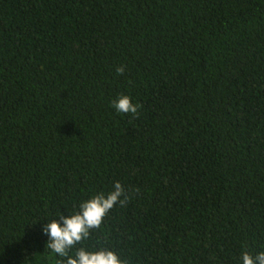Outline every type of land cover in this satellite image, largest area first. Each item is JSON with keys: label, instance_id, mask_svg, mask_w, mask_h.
I'll return each mask as SVG.
<instances>
[{"label": "trees", "instance_id": "obj_1", "mask_svg": "<svg viewBox=\"0 0 264 264\" xmlns=\"http://www.w3.org/2000/svg\"><path fill=\"white\" fill-rule=\"evenodd\" d=\"M116 182L77 248L264 251V0H0V264H58L44 225Z\"/></svg>", "mask_w": 264, "mask_h": 264}, {"label": "clouds", "instance_id": "obj_2", "mask_svg": "<svg viewBox=\"0 0 264 264\" xmlns=\"http://www.w3.org/2000/svg\"><path fill=\"white\" fill-rule=\"evenodd\" d=\"M123 65L116 68L117 75H123ZM112 107L123 114H131L139 118L140 104H133L131 97L121 95L113 102ZM129 195L120 182L113 185V190L105 194L99 192L79 204V210L65 216L61 212L58 218L46 223L42 229L48 237L47 247L52 253L62 258L58 264H127L114 251L100 248L88 251L84 247L77 248L87 240L92 230L99 229L108 213L117 205L124 206ZM75 249L74 255L72 250ZM242 264H264V251L253 256L244 251L241 255Z\"/></svg>", "mask_w": 264, "mask_h": 264}]
</instances>
